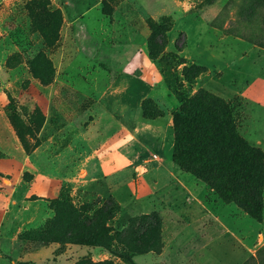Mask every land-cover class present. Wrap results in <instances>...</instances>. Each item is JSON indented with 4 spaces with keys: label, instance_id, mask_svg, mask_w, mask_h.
Returning a JSON list of instances; mask_svg holds the SVG:
<instances>
[{
    "label": "rangeland",
    "instance_id": "1",
    "mask_svg": "<svg viewBox=\"0 0 264 264\" xmlns=\"http://www.w3.org/2000/svg\"><path fill=\"white\" fill-rule=\"evenodd\" d=\"M73 1H89L90 3L102 1L100 8L103 16L102 21L101 23L99 21L93 22V25L98 26L97 28L94 29L91 26L86 30L82 22L78 20L71 27L74 39L69 41L68 38H62L58 44L55 42L56 38L53 33L57 21L52 14L60 11L62 19L66 15L73 14ZM135 1H140L142 5ZM68 2L70 5L64 6L62 0H0V112L3 111L2 105L6 106L10 100L12 102L10 106L18 112L21 123L12 127L7 119L8 124L12 128L18 145L27 155L32 156L31 159H34L35 166L52 173V158L47 159L46 154H43L50 153L52 150L46 149L43 150L42 154V151H39L34 155L33 151L46 139L55 138L54 132L58 128L54 129L56 116L54 113L56 111L53 109V101H55L53 99L55 97L51 99L52 106H50L48 120L43 128L45 116L41 114L40 109L34 104V100L29 94L30 84H39L34 80L35 77L49 82L50 85L53 83L57 72L54 56L60 47L64 46L70 56L74 53L75 47L76 49L77 47L95 48L92 50L93 52L87 55L88 58L95 61H99L100 56H105L106 53L107 55L116 53L119 48L113 44L112 37L107 32V28L112 24L113 19L124 26L146 31V37L141 39V44L146 47V51L150 48L153 56L158 60L156 65L158 79L166 85L175 86L174 89H177V92L174 89L170 90L174 97L179 95L181 100H185L206 86L205 89L208 92L238 107L234 114V120L241 136L250 145L257 146L264 152V49L258 45L259 38H257V35L264 30V20L262 17L256 16L253 11H249L250 6L257 8L261 3L264 5L263 1L68 0ZM45 20L47 23L43 22ZM153 25H159L167 32L164 36L156 33L150 36V27ZM96 30H102V35H99ZM161 38L162 41H160ZM199 43L200 47L197 48ZM69 55L61 54L58 57L67 59ZM95 55L98 57L96 58ZM58 62L59 60L56 61V67ZM226 66L232 67V70H225ZM192 67L198 68L202 73L195 79L188 76L191 83L187 84L184 82V72H188ZM3 72L5 73L4 76H2ZM96 73L89 65L82 68L75 63L71 64L65 72V74H70L72 78L84 79L83 81H87L86 77L89 79L95 77ZM129 85L131 86L132 83ZM87 86L85 93L88 95L96 93V87L92 84ZM132 86L137 88L128 94L119 96V99L109 98V102L113 104L111 108L114 116L120 113L122 107H126L129 111L134 110L137 98L144 96L146 90L144 85ZM82 87L75 85L73 89H76L73 90L68 86H60L56 87V93L63 95L66 100L72 98L75 103L86 105L89 102L86 101L85 104L84 101L77 98ZM161 89L164 91L165 88ZM166 95L167 92L164 96L157 92V96H161V98L149 99L153 105L152 113H149L150 116L159 115L165 120L170 114L172 116L171 109L175 110L178 103L175 100L176 97L168 94L170 98H167ZM73 109L77 110L74 107ZM70 136V134L61 136L64 137L62 140L63 147H67L68 144L77 147L82 145L80 142H73V139H76V134L71 139ZM143 140H147L146 135H144ZM125 141L128 142V140ZM120 142L122 140L118 141L117 145ZM1 146L4 147L0 144V149H2ZM5 146L11 148L9 147V140L5 141ZM6 147L4 148L7 150ZM4 148L3 151H5ZM13 151L17 154L15 150ZM142 151L141 160L144 161L151 159L152 153L155 152L152 149ZM67 154L61 156L66 157V162L69 156ZM161 156L163 155L160 151L155 153V157L161 158ZM0 157H6V155L3 154L2 156L0 152ZM16 160L17 157L13 156L9 159L0 158V173L7 171L6 174L11 172L16 174L19 166ZM75 161L76 158L73 162ZM153 166L154 162L148 163L144 172ZM60 167L61 172H65L64 174H75L81 170V167L75 164ZM32 178L31 172L27 170L22 175L21 185L24 186L25 183H29ZM130 178L131 172L128 170V172L114 177L115 180L109 183L112 186L111 196L118 206L131 216L137 215V212L140 213V211L142 214L148 215L153 211L158 212L163 209L164 215H162L172 219L174 227H169L165 233L162 230V240L168 236H174L179 229L180 234L184 236V220L180 217L184 216V203L183 205L180 203L183 195L179 192V187L171 182L166 184L172 185L169 187L174 185L178 192L167 189L165 188L166 185L163 184L164 182L159 183L152 176L148 178L145 176L143 179L136 178L135 183L129 181ZM154 181L158 183V186L154 185ZM51 184L47 180L37 179L29 187L18 191L14 199L9 197V189L0 185V235L4 237L7 229H9L7 222L12 219H15L16 222L22 217L28 219V226L17 235V239L24 243L20 256L16 259L15 246L9 241L3 240L0 249L4 254L0 252L3 255L0 264H17L18 262L24 264H67L65 262L66 257L58 256L66 253L67 247H61L55 251V246H47V242H45L48 224L54 217L53 199L41 201L39 198L33 197L37 190L42 194V197H49L52 192ZM61 187L63 188V195L72 199L80 198L84 194L93 198L95 195L109 194L107 184L100 179H93L84 184L62 182ZM136 194H138L137 198L135 197ZM162 194L165 202L168 203L164 202L160 205L158 196ZM21 197L27 200L26 205H23L24 199H16ZM169 209L173 211L171 212ZM263 215L264 191L262 219ZM252 224L250 232L255 237L259 228L254 221ZM258 242L260 239L255 244H259ZM262 247H264V243L255 250L253 256ZM72 249L78 254L80 253V249L75 247ZM95 254L99 257L94 259L91 255H80L71 264L85 259L92 263L110 259L104 250L98 249ZM206 256L208 257V255ZM206 256L197 257L195 262L197 264H218L217 256L215 262H210V259H208L209 261L206 260ZM159 259L156 255L148 254L134 258V262L136 264H184V255L183 258L177 257L171 261L167 260L165 263H159ZM230 263L240 264V260L238 258Z\"/></svg>",
    "mask_w": 264,
    "mask_h": 264
},
{
    "label": "crops",
    "instance_id": "2",
    "mask_svg": "<svg viewBox=\"0 0 264 264\" xmlns=\"http://www.w3.org/2000/svg\"><path fill=\"white\" fill-rule=\"evenodd\" d=\"M135 2L142 5L140 1ZM101 4L102 1H96L95 3L93 1L92 3L89 1H73V14L63 17V23L59 30L58 44L62 38H68L69 41L74 39L71 27L78 20L82 22L86 30L91 26L94 29L97 28L98 26L93 25V22L97 23L99 21L101 23L102 21ZM67 5H70V3L67 2ZM107 29V32L112 37L113 44L119 48L116 53L108 55L106 53L105 56H100L99 61H95L87 56L95 48L77 47L76 49L75 47L74 53L70 56L64 46L60 47L55 54L56 56H54L57 72L53 83L47 87L30 84L29 94L33 98L34 104L40 109L41 114L45 116L43 128L48 120L50 106H52L51 99L55 97L53 99L55 100L53 101V109L56 111L54 113L56 115L54 129L58 128L54 132L55 138L50 137L46 139L44 143H40L33 151L34 155L39 151H42V154L43 150L46 149L52 150L50 153H43L46 154L45 157L47 159L52 158V173L48 170H43L39 166H35L34 159H31L32 156L27 155L18 145L17 139L5 116V106L2 105L3 111L0 112V144L6 147L5 141L9 140V147L11 148L6 147V150L3 147L5 152L1 146L0 152L2 156L5 154L6 157L0 158L9 159L11 156L17 157L16 162L19 166L16 174L13 172L6 174L7 171L5 173L1 172L0 185L8 188L9 197L14 199L18 191L29 187L37 179L47 180L52 183L50 185L52 188L50 196L42 197V194L38 190L33 195V197L44 201L55 199L59 195L62 182H79V184H84L93 179L103 180L107 184L108 192L111 195L112 186L109 183L115 180L114 177L128 172V170L131 172L129 181L133 183H135L136 178L143 179L145 176L147 178L152 176L159 183L164 182L165 188L178 192V189L174 185L173 187H169L172 185L166 184L172 182V184L179 187V192L183 195L180 203L181 205L184 203V216L180 217L184 220V236L180 234L179 229L174 236L163 238L162 252L156 255L160 258L159 263H165V261H171L177 257L183 258L184 255V264H195L197 257L208 255V257L206 256V260L210 259V262H215L217 256L218 264H231V261L238 258L240 264H242L249 257L253 256L255 250L264 243V215L262 223L258 224L254 222L259 228L258 233L254 237L252 232H250L253 220L233 204L223 203L208 187L195 180L192 176L180 171L171 162L173 144L171 114L166 120L163 119L164 117L154 120H144L141 117L142 101L161 98L165 92H167L166 97L170 98L168 97V89L158 79L156 63L149 59L146 47L141 44V39L146 37V31L124 26L120 22H117L116 19H113L112 24ZM96 32L102 35V30H96ZM98 40L100 39L98 38ZM196 47L199 48L200 43ZM112 48L114 49V47ZM61 54H68L69 57L67 59L59 58L58 55ZM95 57L97 58L98 56L95 55ZM58 60V66L56 67V61ZM74 63L82 68L89 65L90 68L97 72L95 77L91 79L86 77L87 81H83L84 79L72 78L70 74H65L66 69ZM231 68L226 66L225 70H232ZM4 75L5 73L3 72L2 76ZM129 83L139 86L144 85V88H146L144 96L137 98L134 110L129 111L126 107H122L120 113L114 116L111 108L113 104L109 102V98L114 97L119 99V96L128 94L134 88H137L132 85L130 86ZM88 84L96 87V93L92 95L85 93ZM75 85L77 87L83 86L77 98H80L85 104L86 101L89 104L80 105L79 103H75L72 98L66 100L63 95L56 93V87L68 86L70 89H73ZM84 87L85 89H83ZM161 88H165L164 91ZM203 88L205 89L206 86ZM157 92L161 96H157ZM73 107L77 108V110L73 109ZM171 111L173 112L174 110L171 109ZM163 120L165 121L163 122ZM64 134H70V139L76 134V139H73V142H80L82 145L77 147L76 145L68 144L67 147H63L62 140L64 137L61 136ZM144 135H146L147 140H143ZM59 137L62 139H59ZM121 140L122 142L117 145L118 141ZM125 140H128V142ZM146 143L148 144L145 145ZM148 149L155 151L152 153V157L158 151L163 156L161 158L156 157V160H152V158L148 159V161L141 160V156L143 155L142 150ZM12 150H15L17 154L14 151L12 152ZM66 154L69 155L67 162L65 160L66 157H61L62 155L66 156ZM75 158L77 162H73ZM46 162L48 163V161ZM152 162H154V166L144 172V168L148 166V163ZM72 164L79 165L81 167L80 172H76L75 174H64V171L63 173L61 172L60 166H71ZM27 170L31 172L33 178L32 181L22 186V175ZM154 185L158 186V183L154 181ZM135 197L137 198L138 194ZM158 199L160 205L165 202L163 194L158 196ZM23 201V205L28 203L26 199ZM171 207L174 208V206ZM169 210L173 211L172 209ZM162 211L164 210H159L157 213L161 214L162 230L165 233L169 227H174V222L172 219L163 216ZM137 215L147 214H142L140 211V213L137 212ZM27 224L28 219H24L23 217L18 222L12 219L7 222L9 229H7L4 237L0 235V248H2L1 243L3 240L12 243L16 248L14 252L16 259L20 256L22 244H24L17 239V235L28 226ZM259 239V244H255ZM53 246H55L56 251L58 246ZM73 247L67 246V252L58 255L66 257L65 262L67 264H71L80 255H91L94 259L99 257L95 254V251L98 249L89 250L75 247L80 249V253L78 254L72 249ZM0 252L4 254L2 249H0ZM1 253L0 259L3 256Z\"/></svg>",
    "mask_w": 264,
    "mask_h": 264
},
{
    "label": "trees",
    "instance_id": "3",
    "mask_svg": "<svg viewBox=\"0 0 264 264\" xmlns=\"http://www.w3.org/2000/svg\"><path fill=\"white\" fill-rule=\"evenodd\" d=\"M67 2L68 0H62L65 6H68ZM249 11L264 20L262 3L257 8L250 6ZM52 15L57 21L53 33L55 42L58 43L63 19L60 11ZM43 22L47 23L46 20ZM150 32V36L155 33L164 36L167 30L153 25ZM257 38L258 45L264 49V30ZM162 40L161 38L160 41ZM147 52L149 59L157 65L158 60L150 48ZM201 73L196 67L190 68L188 72H184V82L190 84L188 76L195 79ZM34 80L41 87L50 85L39 77ZM164 85L173 96L170 90L175 86ZM174 90L177 92V89ZM175 97L178 106L171 116V162L180 171L208 187L223 203L233 204L260 224L263 211L264 154L241 136L234 120L238 107L204 88L185 100H181L179 95ZM10 104L12 102L8 100L4 113L14 127L21 121L18 112ZM152 107L149 99L142 101L141 116L144 120L161 117L150 116ZM52 201L54 217L45 233L47 246L100 249L110 256L109 260L99 263L85 259L75 264H136V257L159 255L162 252V218L157 212L131 216L118 206L110 194L95 195L94 198L84 194L72 199L63 195L62 187L59 195ZM242 264H264V247Z\"/></svg>",
    "mask_w": 264,
    "mask_h": 264
},
{
    "label": "built area",
    "instance_id": "4",
    "mask_svg": "<svg viewBox=\"0 0 264 264\" xmlns=\"http://www.w3.org/2000/svg\"><path fill=\"white\" fill-rule=\"evenodd\" d=\"M152 160H156V157H155V156H153V157H152Z\"/></svg>",
    "mask_w": 264,
    "mask_h": 264
}]
</instances>
